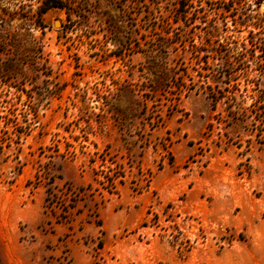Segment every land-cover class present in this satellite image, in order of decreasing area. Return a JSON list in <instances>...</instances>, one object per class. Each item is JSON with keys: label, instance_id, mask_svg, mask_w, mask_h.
<instances>
[{"label": "rangeland", "instance_id": "374dc122", "mask_svg": "<svg viewBox=\"0 0 264 264\" xmlns=\"http://www.w3.org/2000/svg\"><path fill=\"white\" fill-rule=\"evenodd\" d=\"M44 1L0 0V264H264V0Z\"/></svg>", "mask_w": 264, "mask_h": 264}, {"label": "trees", "instance_id": "16d2710c", "mask_svg": "<svg viewBox=\"0 0 264 264\" xmlns=\"http://www.w3.org/2000/svg\"><path fill=\"white\" fill-rule=\"evenodd\" d=\"M186 5V4H184ZM51 7H65L61 0H45L44 4L41 7V12H46Z\"/></svg>", "mask_w": 264, "mask_h": 264}]
</instances>
